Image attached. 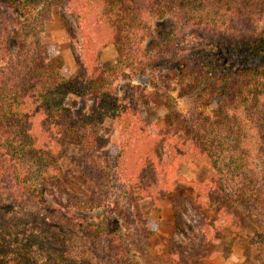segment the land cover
<instances>
[{
    "label": "trees",
    "instance_id": "obj_1",
    "mask_svg": "<svg viewBox=\"0 0 264 264\" xmlns=\"http://www.w3.org/2000/svg\"><path fill=\"white\" fill-rule=\"evenodd\" d=\"M37 1L0 0V193H6L5 199L13 204L41 205L46 196L59 203L66 196L75 203V195L63 182L61 167L68 146L74 145L89 157L77 174L92 181L88 197L81 203L89 209L99 206L102 195L95 190L102 186L108 166L101 167L94 155L100 147L111 144L97 135L101 122L108 118L114 121L121 140L116 148L102 154L109 155L107 159L127 185L126 196L134 212L126 221L133 216L138 218L139 242L153 235L150 221L139 209V201L148 198L156 205L181 163L212 168L208 188L190 181L196 189L192 209L200 221L197 244L185 253L172 239H165L161 258L156 259L158 264H190L211 257L207 250L213 232L208 229L207 217L202 215V201L206 197L210 206L221 204L231 209L232 205L223 198L219 170L209 164L211 151L205 144L204 126L210 118L204 110L214 102L217 119L228 115V104L247 110L249 94L253 92L256 99L260 97L256 100L255 125L264 139V0H47L42 21L51 18L53 8L66 6L76 25L75 30L66 26L67 33L71 39L77 36L81 40L80 53L74 56L76 70L69 77L61 73L62 57L48 55L49 45L37 42L29 63L14 62L11 57L16 49L12 47L26 46V40L19 38V25L23 13L31 12ZM211 1L225 2L230 14H210L207 6ZM20 10L23 11L19 13ZM143 14H150L159 25L149 34L138 57L125 42V32ZM108 45H113L117 53L116 63L110 69L112 74H123L128 64L140 60V75L152 66L175 67L176 74L188 83L178 98L188 96L198 84H203L197 94L199 98L205 94L207 99L200 104L201 112L182 113L167 93L141 84L129 83L120 98L107 70L100 65L99 54ZM69 95L79 99L74 111L65 105ZM135 96L145 107L165 109L154 124L155 134L150 132L151 123L137 114ZM245 130V125L239 128L237 143L248 142ZM263 184L255 186L253 198L262 215ZM136 186L141 188L139 195L133 192ZM241 198L250 212L252 197ZM52 217L51 214L47 220L53 221ZM254 222L262 226L264 218ZM79 231L92 250L96 251L97 244H105L102 254L106 264H124L123 246L113 244L101 226L91 224ZM19 236L21 240L12 246V254L22 260L25 252L37 244L29 234ZM10 263L14 264L11 260Z\"/></svg>",
    "mask_w": 264,
    "mask_h": 264
},
{
    "label": "rangeland",
    "instance_id": "obj_2",
    "mask_svg": "<svg viewBox=\"0 0 264 264\" xmlns=\"http://www.w3.org/2000/svg\"><path fill=\"white\" fill-rule=\"evenodd\" d=\"M46 1L38 0L31 12L23 13L25 16L21 19L18 31L20 40H26V46L12 47L16 49H12L11 57L14 62L19 60L27 63L37 42L38 45H49L48 55L62 57L64 65L61 73L64 77H69L76 70L74 56L80 53L81 40L77 36L71 39L67 33L66 26L75 30L76 25L66 6L53 8L51 18L42 21ZM224 4L225 2L221 4L211 1L207 7L210 14L221 17L230 14ZM238 7L234 8V12ZM139 19L125 32V42L132 46V52L138 57L146 47L149 34L159 25L150 14H143ZM116 58L113 45L102 48L99 54L100 65L107 70L120 98L124 96L129 83L141 84L167 93L175 100L182 113L201 112L200 104L207 99L205 94H201L200 98L197 94L201 93L203 84H198L188 96L178 98V93L188 83L176 74L175 67L152 66L140 75L137 69L140 60H137L128 64L123 74L117 71L112 74L110 69L116 63ZM256 98L253 92L249 94L248 111L241 107L239 109L236 105H226L228 115H224L222 119L214 117V102L204 110V115L210 118L204 126L205 144L211 151L209 164L219 170L223 198L229 200L232 206L231 209L221 204L210 206L206 197L203 199L202 215L207 217L208 229L213 232L207 250V254L212 256L197 259L190 264H264V223L257 226L254 222L258 218L263 219L264 215L258 208V203L253 202L254 188L264 183V139L255 125V114L258 111L255 108L258 105L256 100L260 97ZM87 104L90 105L91 102L87 101ZM65 105L74 111L79 106V99L75 95H69ZM134 105L137 114L151 123L150 132L155 134L154 124L165 114V109L154 105L145 107L137 97ZM242 125L246 126L244 133L247 143H237L236 140ZM97 135L111 143L107 147H100L94 155L101 167L108 166L107 176L101 180L102 186L95 190L102 195L101 204L92 209L83 204L92 181H87L77 172L84 169L89 157L84 156L79 147L69 145L67 157L61 162L62 179L75 195V203L69 202L66 196H63V204L46 196L41 205L33 202L13 204L5 199L6 193H0V264H11L10 260L14 264H106L102 254L105 244H97L94 251L80 234L79 228H89L91 224L101 226L113 244L123 246L121 252L124 264H158L156 258H161L165 239H172L179 250L185 253L190 252L193 245L197 244L200 221L192 209L196 189L190 181L208 188L211 185L212 168L209 165L195 167L190 163H181L171 175L168 190L162 193V198L156 205L148 198L139 201V209L145 214L144 218L150 221L153 231V235L147 240L139 242L137 235L141 229L138 227V218L133 216L131 220L134 222L126 221L127 216L134 212L133 204L126 196L127 185L114 169L113 162L107 159L109 155L102 154L107 149L116 148L121 140L114 121L104 119L98 127ZM133 192L135 195L141 194L140 186L134 187ZM243 195L252 197L249 202L252 204L250 212L242 205ZM51 214L53 221H48L47 217ZM19 234H29L37 244L31 251L28 249L29 252H25L22 260L12 254V246L21 240Z\"/></svg>",
    "mask_w": 264,
    "mask_h": 264
}]
</instances>
